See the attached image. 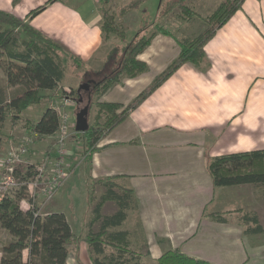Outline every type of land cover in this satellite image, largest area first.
<instances>
[{
	"label": "crops",
	"instance_id": "1",
	"mask_svg": "<svg viewBox=\"0 0 264 264\" xmlns=\"http://www.w3.org/2000/svg\"><path fill=\"white\" fill-rule=\"evenodd\" d=\"M99 1L0 0V9L29 20L33 10L45 6L30 23L63 43L96 73L104 66L100 57L107 54L105 45L109 44L110 51L121 50L136 38L143 22L134 14L136 7L117 18L127 27L126 37L105 38ZM116 2L119 6L128 4ZM178 38L156 34L138 56L149 70L124 79L101 100L130 103L178 55ZM205 50L210 61L208 70L183 64L139 107L130 110L127 118L102 138L92 155L83 145L82 154L70 156L74 170L51 202L43 204L39 196L40 209L50 205L51 212H64L71 225L75 239L69 264H95V258L101 256L86 237L90 230L98 232V224L101 227L97 222L90 228L88 220L98 203L95 197L106 192L99 181L109 179L133 191L131 209L120 228L129 231L133 245L144 243L143 261L177 249L210 264H264V232H245L236 211L246 210V198L240 193L250 184L216 186L206 165L207 155L264 148V0H245L206 43ZM84 74V70L81 76L78 74L79 86L87 80ZM59 99L57 96L53 100ZM73 105L76 109L78 102ZM12 125L6 143L3 137L0 157L10 144L30 140L25 128ZM53 138L47 136L36 144L30 140L33 154L46 141L49 146ZM116 191L120 192L118 188ZM72 201L80 203L75 212L70 210ZM27 204L25 208H30ZM118 210L117 202L107 200L102 214L113 215ZM254 212L264 228L261 214Z\"/></svg>",
	"mask_w": 264,
	"mask_h": 264
},
{
	"label": "trees",
	"instance_id": "2",
	"mask_svg": "<svg viewBox=\"0 0 264 264\" xmlns=\"http://www.w3.org/2000/svg\"><path fill=\"white\" fill-rule=\"evenodd\" d=\"M52 1L54 0H49ZM163 1L159 8L163 16H167L176 6L181 8V17L199 15L187 4V0L164 1L165 7L162 10ZM100 2L103 36L108 38L116 35L125 38L127 27L118 22L117 18L133 11L139 3L131 2L119 6L116 0ZM244 2L245 0H224L213 13L204 17L206 29L194 37L178 38V55L128 104L101 100V97L124 79L147 72L149 66L138 58L139 54L157 33L174 35L171 30L163 26L159 28L155 24L154 27L158 29L150 34L138 33L121 50L112 49L104 66L96 72L104 74L102 69H108L105 75L90 79L85 74L83 76L87 79L85 83L88 82L91 86L86 90V103L83 98L86 91L81 86L73 87L70 92L63 90L59 94L58 89L66 80L69 66L65 64V57H68L72 68H85L86 62L69 51L63 43L50 38L30 23V19L45 6L33 10L28 16L29 20L20 19L13 13L0 9V61L6 74V88L0 83V145L4 140L2 130L7 120L11 119L12 124H15L26 119L23 111L31 105L40 104L43 100L52 101L57 96L71 97L70 94L76 93L73 99L78 102L79 109L91 100L90 115L92 107L97 106L94 121L89 120L85 130L74 128L76 136L84 141L86 153L92 155L98 150L102 138L125 120L130 110L139 107L157 88L167 82L183 64L188 63L199 70H208L210 61L205 50L206 43L242 8ZM10 88L18 90L10 94ZM24 124L31 143L36 144L47 136H54L59 128L60 117L54 106H47L38 121L26 119ZM53 143L54 141L44 157L50 154ZM206 165L216 186L253 184L264 189V148L240 150L213 157L207 155ZM36 173L35 164L27 162L21 163L16 172L25 181H30ZM100 183L106 187V192L99 197L88 224L92 228L95 223L100 222L101 227L98 232L90 230L86 237L93 251L102 256L95 258V264H127L131 261L135 264H210L185 255L177 249L167 250L158 259L143 261L142 254L130 248L129 231L120 228L131 209L133 191L119 187L113 179L101 180ZM117 188L120 192L116 191ZM24 200L32 202L26 185L19 186L0 200V228L11 235L10 240L2 245L0 264H69L68 257L75 235L65 213L57 211L42 215L37 203L32 204L33 207L23 208L21 203ZM107 200H114L119 206V210L113 215L102 214V207ZM238 214L245 226V232H264L256 214L251 215L243 210H238ZM217 218H222V214H217ZM108 248L112 250L107 252ZM25 251H28L26 258Z\"/></svg>",
	"mask_w": 264,
	"mask_h": 264
},
{
	"label": "rangeland",
	"instance_id": "3",
	"mask_svg": "<svg viewBox=\"0 0 264 264\" xmlns=\"http://www.w3.org/2000/svg\"><path fill=\"white\" fill-rule=\"evenodd\" d=\"M162 1L163 0H119V2L121 3L120 5H123L124 2L128 3V4L131 3V2L132 3H135V2L139 3L138 4L139 6L137 7V13H134V14L140 15V18L143 19V22L140 25L141 26V30H140L139 33H141V34L143 33V35H145V32L147 34H150L155 29H158V27L160 28V27L163 26L164 28H167V29L171 30V32L175 36L179 37V39H182L184 37H194L198 33H200L201 31L206 29L207 23L205 22L204 17H206V16L210 15L211 13H213L216 10V8L224 0H187V4L189 6H191L192 9H194L195 12H197L199 14L198 16L194 15V16L189 17V18H184V17H181L179 15L180 12H181V8L179 6H176L173 9V11L170 12L167 16H163L162 11L160 12V9H159ZM164 1H167V0H164ZM164 1H163L162 10L165 7V2ZM168 1L171 2L172 0H168ZM99 3H100V1H99ZM134 12H135V10H134ZM133 20H135V19L133 18ZM130 23L132 24L133 22L131 21ZM155 24H157L158 27L155 28L154 27ZM137 27H139V22H138V26ZM147 30H148V32H147ZM135 33L136 32H134V34ZM159 33H157V34H159ZM105 46H106L105 49H107L106 50L107 54H106V52H104L102 54V56L100 57V59H101L103 64H105L104 62L106 61V59H105L107 57L106 55L110 54L109 44H106ZM1 63H2V61H0V83L2 84V86L4 88H6V86H5L6 83L4 82L6 76H4L5 71L1 67ZM102 63H100L101 66H102ZM65 64L67 66L68 65L69 66H68V69H67L66 80L60 84V89H58L59 94L63 90H67V91L70 92L71 89L75 85L76 86L74 88H77L79 86L78 84L80 83V78H79L78 74H80V76H81L82 73H83V70L85 71L86 68H87V73H85V77H87L88 79H90L91 77L100 78L103 75H105V73L108 71V69H105V70L102 69V72L104 74H98V73L91 72L89 69H92V67H90V66L89 67L85 66V68H75V67L72 68L70 66L72 64L70 63L68 57H65ZM90 87L91 86L89 85L88 90L90 89ZM17 90H18V88H14V89L10 88L8 90V92L10 94H14ZM84 90L86 91V89H84ZM87 91L83 94V98H84L86 103H87V97H88ZM74 94H76V93H74ZM74 94H70V96L72 98H74V96H76ZM59 98H60L59 100H52V101L43 100L40 104L31 105L29 108H27L26 110L23 111L24 119L26 118V119L32 120V118H34V120L38 121V119H40L39 116L42 115L41 113L44 112V109L47 107V105L55 107V106H57V104H62L63 107H61V109L62 110L64 109L67 112H70L71 116H72V114H75V111H77V109H79L78 106H76V109H74L73 103L72 104L65 103L66 97H63V98L59 97ZM95 100H98V98H96ZM96 110H97V106L94 105L92 107L91 113L89 115L90 122L94 121ZM37 117H39V118H37ZM26 119L25 120H20V121L17 122L18 126H20L21 129L25 128L26 125L24 123H26ZM8 122H7V125H5V127L2 130L3 137L5 136L4 138H6L8 136V134H9L8 132L10 130V127L13 126L11 119H9ZM69 125H70L71 131H72V135L70 137V143H69V149H70L69 158H70V156H74V155H76V157H78L79 154H82L80 152H82L81 149H83L84 141H83L82 138H78L76 136L75 129L73 127V121H71L69 123ZM21 132L23 133V131H21ZM15 134H16V132H15ZM7 140H9V139L6 138L5 139V143L7 142ZM47 143H48V141H46L44 143V145L45 144L46 145L43 148L37 149V153L35 152L33 154L34 151H32V148H34V147H32V144H30V142H29L28 160H29L30 163H32V164L34 163V164H38L39 165V163L43 161L44 155L46 154V152H48L47 149L51 145L50 144L48 146ZM75 143H77V144H75ZM30 145H31V147H30ZM69 169H70V173L73 172V170H74L73 163H71V162L69 164ZM100 185H103V184L100 183ZM93 189H94V186H93ZM93 193H92V196H93ZM98 193H101V192H98ZM102 194H97L98 196H96L95 199L99 201V199H100L99 197ZM240 194L246 198V199H244V203H245L244 207H245L246 210H243V211L249 212V213H251V215L254 214V213L256 214V212H254V210L257 211L258 213L261 214L262 222L264 224V189L262 187L257 186V185L250 184L249 186L244 187V189L242 190V192ZM52 200L53 199H50V201H46V202H51ZM44 202L45 201H43V204H44ZM27 203H28V200L22 201V203H21L22 207L25 208L28 205ZM79 205H80L79 202L76 204V202L72 201V203L70 205V210L72 212H75ZM95 206L93 207V209L95 208ZM136 207H134V208H136ZM50 210H51V208H50V205H49L47 208H41L39 210V212L42 215H46V214L52 213ZM239 210H242V209H239ZM236 211H238V210H236ZM92 212H93V210L91 211L90 214H92ZM252 212H254V213H252ZM91 216L92 215L89 216V219L91 218ZM88 223H89V220H88ZM99 226H100V224H98L96 226V230L97 231L100 230ZM10 238H11V235L6 230L0 228V253H1V256H2V251H1L2 245L5 242H7L8 240H10ZM143 247H144V243L140 244V246H135V245L132 244V240L130 239V248L132 250H134V251L136 250V251L140 252L142 254V256L145 255V250H143ZM109 250H112V248H108L107 252H109ZM27 254H28V251H25V253H24L25 258L27 257ZM127 264H135V262L131 261V262L127 263Z\"/></svg>",
	"mask_w": 264,
	"mask_h": 264
},
{
	"label": "built area",
	"instance_id": "4",
	"mask_svg": "<svg viewBox=\"0 0 264 264\" xmlns=\"http://www.w3.org/2000/svg\"><path fill=\"white\" fill-rule=\"evenodd\" d=\"M75 101L71 97L65 99L67 104H72ZM61 107H63L62 104H57L54 107L58 111L60 124L54 134L52 150L39 165L35 164L37 173L30 181L22 180L16 174L21 163L32 164L28 160L30 140H25L21 144H10L5 155L0 157V200L19 186L26 185L29 198L33 202L28 201L29 206L33 207L34 204H38L39 196H42L45 202L53 199L58 190L69 179L71 174L69 169V143L72 135L69 123L73 121V127L75 128L76 115L72 114L71 116L70 112L62 110Z\"/></svg>",
	"mask_w": 264,
	"mask_h": 264
},
{
	"label": "water",
	"instance_id": "5",
	"mask_svg": "<svg viewBox=\"0 0 264 264\" xmlns=\"http://www.w3.org/2000/svg\"><path fill=\"white\" fill-rule=\"evenodd\" d=\"M89 85H90L89 83H85L82 84L80 88L88 90ZM90 104H91V100H89L86 106H84L83 108L79 109L76 112L75 127L78 130H85L88 127Z\"/></svg>",
	"mask_w": 264,
	"mask_h": 264
}]
</instances>
